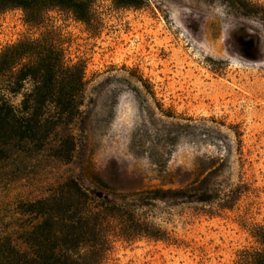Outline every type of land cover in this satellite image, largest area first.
<instances>
[{
  "label": "rangeland",
  "instance_id": "rangeland-1",
  "mask_svg": "<svg viewBox=\"0 0 264 264\" xmlns=\"http://www.w3.org/2000/svg\"><path fill=\"white\" fill-rule=\"evenodd\" d=\"M92 8L89 24L47 13L66 59L84 67L73 160L14 183L0 202L66 177L103 197L97 178L117 195L191 189L200 199L137 202L163 238L116 240L107 264H233L264 226V0ZM40 31L19 7L1 12L0 51Z\"/></svg>",
  "mask_w": 264,
  "mask_h": 264
},
{
  "label": "trees",
  "instance_id": "trees-1",
  "mask_svg": "<svg viewBox=\"0 0 264 264\" xmlns=\"http://www.w3.org/2000/svg\"><path fill=\"white\" fill-rule=\"evenodd\" d=\"M95 0H0V13L19 7L25 22L41 30L0 51V195L16 182L32 181L51 163L68 164L76 151L73 127L82 116L85 73L81 63L66 59L50 9H65L89 24ZM137 7L141 0H114ZM82 187L66 177L32 198L0 202V264H107L116 240L163 238L135 210L137 202L197 198L194 190L145 189L130 194ZM101 186V187H100ZM104 194V193H103ZM115 198V199H111ZM1 200V199H0ZM258 247L238 251L233 264H264V226H255Z\"/></svg>",
  "mask_w": 264,
  "mask_h": 264
}]
</instances>
